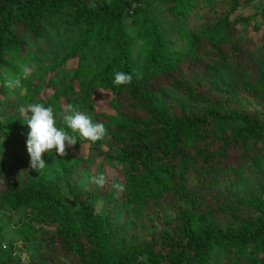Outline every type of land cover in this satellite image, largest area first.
Here are the masks:
<instances>
[{
  "label": "trees",
  "instance_id": "obj_1",
  "mask_svg": "<svg viewBox=\"0 0 264 264\" xmlns=\"http://www.w3.org/2000/svg\"><path fill=\"white\" fill-rule=\"evenodd\" d=\"M259 19L256 30L264 0H0V210L25 211L24 248L43 243L29 264H264V194L218 187L239 186L237 169L264 148L263 57L254 66L243 39ZM223 65L248 77L251 108L234 96L241 83L218 80ZM117 71L132 81L114 86ZM101 91L112 113L98 110ZM33 103L77 137L63 156L43 154L39 171L26 149ZM70 108L102 123L104 139L71 133ZM106 163L124 182L106 179ZM3 229L0 264H24L14 242L3 250Z\"/></svg>",
  "mask_w": 264,
  "mask_h": 264
},
{
  "label": "rangeland",
  "instance_id": "obj_2",
  "mask_svg": "<svg viewBox=\"0 0 264 264\" xmlns=\"http://www.w3.org/2000/svg\"><path fill=\"white\" fill-rule=\"evenodd\" d=\"M256 11L253 10V8H244L241 9L239 14L242 16H248L254 14ZM261 19L258 21H252L251 26L247 28V30H243L244 36L243 39L248 40L250 42L249 44H245V48L253 55V57L250 55L251 58V63L256 66L257 59L261 56L263 57V61L261 63V66H264V51L262 52V45L264 43V28L260 30H256L254 28L255 23H260ZM50 28V29H49ZM47 30H52V32H55V29L53 26H50ZM165 30H168V28L165 27ZM58 38V37H57ZM53 41L50 38V35L47 38V41L49 44L53 41V46L54 43H62V41H65V38L57 39ZM47 42V46L42 45L37 47L36 51V56L37 58L44 59L45 55L43 51L44 46L45 49L49 47V44ZM50 49V47H49ZM34 62V61H33ZM33 62L31 63V70L30 72H33V68L35 66L33 65ZM77 62L72 61L69 65L68 68H74L76 66ZM252 64V66H253ZM33 65V66H32ZM261 69V68H260ZM264 69V68H263ZM261 73V72H260ZM218 80H221L225 83H233L238 81L239 83L242 84V87L239 89L238 93H235V98L240 103V106L242 107H248L251 108L254 105L253 102V97H252V92L246 90L247 88L245 87L244 83H248V77L245 76L242 72L237 71L233 69L232 67L228 65H223L219 68V70L216 73ZM10 88H13V86H10ZM243 90V91H241ZM52 94V90L48 89L43 93L41 96L42 98H47L49 95ZM231 96V94L229 93ZM1 96V92H0ZM111 100V93L109 91H101L99 92L97 96V108L101 112H109L112 113L110 108L108 107V103ZM181 100V99H180ZM235 101V100H234ZM177 103L182 104L186 110H192V111H197L199 107L185 103V101L181 100L178 101ZM78 152L84 156H88V148L87 146H84L81 148ZM6 155L9 156L10 152L6 151ZM98 162H104L103 157H99ZM106 172H107V178L109 181H114L116 179L124 182V176L123 173L117 169L116 167L112 166L109 163H106L105 166ZM17 175H20L19 172H16ZM237 176L240 179V184L239 186H234L231 181H226L223 180L222 178H219L218 182V187L220 191L226 192L227 189H230L232 192L238 193L243 197H247L253 194H258L262 195L264 194V148L260 149L254 154L251 158V160L246 164L242 165L239 169H237ZM82 178V177H81ZM87 175L82 178L83 182H86ZM81 182L79 183V185ZM5 189V186L0 183V193ZM102 207V202H98L95 206L96 211H98ZM25 211H18V212H11L8 209L0 210V227H3V232H2V238H3V250H6L5 246H8L9 243L14 242L15 247H17L16 250H18V253L20 254V257L22 258V261H24V264H29L27 262V259L31 255L35 260L40 258V256H43V250H42V245L43 243L41 240L39 241H32L28 245H25V248L23 247V237L17 233V229L19 227L20 221L22 219L23 213ZM11 218V219H10ZM120 220V218H119ZM49 231L54 230L53 227H50L48 229ZM27 247V248H26ZM19 249H22L24 251L19 252ZM27 262V263H26Z\"/></svg>",
  "mask_w": 264,
  "mask_h": 264
},
{
  "label": "clouds",
  "instance_id": "obj_3",
  "mask_svg": "<svg viewBox=\"0 0 264 264\" xmlns=\"http://www.w3.org/2000/svg\"><path fill=\"white\" fill-rule=\"evenodd\" d=\"M27 78V70L25 76ZM132 81V75L123 71L115 72L112 83L114 86L127 85ZM9 85L20 84V80H8ZM22 111H25L22 109ZM27 127L29 129L26 140V149L30 157V167L36 170L45 167L42 155L52 153L59 156L65 154L66 145L77 143L76 135H72L65 128H58L54 118L53 108L45 107L40 103H33L26 109ZM62 122L71 133H78L80 138L95 143L104 139L105 126L102 123H93L90 116L82 114L78 109H71L61 114Z\"/></svg>",
  "mask_w": 264,
  "mask_h": 264
}]
</instances>
